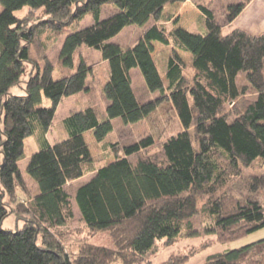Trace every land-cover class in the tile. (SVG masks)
Here are the masks:
<instances>
[{
  "label": "trees",
  "instance_id": "obj_1",
  "mask_svg": "<svg viewBox=\"0 0 264 264\" xmlns=\"http://www.w3.org/2000/svg\"><path fill=\"white\" fill-rule=\"evenodd\" d=\"M190 1L205 20L206 32L192 34L180 27L166 32L153 25L132 46L123 49L109 41L129 26L144 27L158 19L165 5ZM206 0H0V264H139L157 241H175L188 220L198 214V198L213 219L212 234L220 242L240 239L264 227V176L252 179L245 194L229 193V184L241 167L264 162V33L253 36L234 29L223 35ZM251 0L227 7L230 25ZM112 6L108 17L101 11ZM42 11L47 17L27 26L17 12ZM91 16L92 25L68 33L55 68L43 54L44 66L30 56L40 29L58 36L75 21ZM171 46L164 84L153 59L154 45ZM82 46L100 51L108 75L101 92L107 105L98 114L91 105L63 121L66 137L50 144L47 133L63 98L87 92L90 68L76 54ZM177 50L189 53L192 79L184 75ZM26 64L36 72L24 83V95H9L19 85ZM137 69L149 93L159 98L140 103L130 72ZM57 71V68H56ZM244 75L247 87H239ZM255 98L233 117L226 104L249 93ZM164 97L174 109L181 131L167 138L159 152L149 154L151 136L124 146L112 162L92 170L85 135L101 143L113 130L112 121L135 125L151 115ZM50 107H43V100ZM34 138L38 151L31 155L27 177L37 187L21 230H3L8 216L5 198L24 189L18 168L24 142ZM232 172L234 174H232ZM92 173L75 192L74 202L82 227L90 234L107 232L112 248L82 242L76 251L65 248V232L73 222L68 183ZM235 175V176H233ZM22 191V190H21ZM68 233V232H67ZM57 234V235H56ZM174 264V263H171ZM204 264H264V240Z\"/></svg>",
  "mask_w": 264,
  "mask_h": 264
},
{
  "label": "rangeland",
  "instance_id": "obj_2",
  "mask_svg": "<svg viewBox=\"0 0 264 264\" xmlns=\"http://www.w3.org/2000/svg\"><path fill=\"white\" fill-rule=\"evenodd\" d=\"M241 0H206L205 6L212 12L215 21L220 26L221 33L226 35L234 29L243 30L253 36H260L264 33V0H251L244 11L231 23L225 25L224 16L226 9L231 4H236ZM2 7L0 5V12ZM113 10L112 6L105 7L100 14V20L108 17ZM16 15L20 18H26L27 26H35L36 31L38 25L47 17L40 10L31 12L24 8L23 11L17 12ZM177 21L175 27L180 28L197 35H202L206 32L205 20L192 5L190 1L182 3L168 4L163 8L158 19H152L146 26L140 28L129 26L109 43L117 44L123 49L132 47L151 26L156 25L164 28L166 32L173 30L174 21ZM93 19L87 15L80 21L73 22L67 27V32L58 36L57 33L48 29H40L38 38L35 40L34 46L30 47V56L32 59H37L40 69L44 66L43 54L55 68L53 77L57 79L59 72L58 56L62 43L66 35L72 31L89 27L92 25ZM171 46H162L154 44V52L152 54L155 64L162 74L164 84V71L168 58L172 54ZM181 61L184 64V75L189 80L192 79L193 71L190 68L191 59L188 53L177 50ZM81 58L90 68V74L86 81L87 92L75 97L63 98L58 105L55 116L53 118L46 139L53 144L66 137V132L63 127V121L71 113L86 105H91L96 109L98 114H103L107 102L102 96V86L108 75L107 64L102 61L101 53L98 50L82 46L76 54V61ZM57 68V71H56ZM36 72L32 70L30 64H26L25 73L21 76L19 85H14L9 90V95L23 96L24 83L29 79L30 73ZM131 82L134 94L140 103L154 101L159 98V94H151L147 91L144 80L137 69L131 70ZM247 87L248 84L244 80V75L239 78V87ZM255 98L252 91L242 97H239L235 102L226 104L225 113L233 117L236 112L242 111L246 104ZM43 107H50V102L47 99L43 100ZM113 130L107 135L101 143H96L90 134L85 135V140L88 144L89 151L92 157V170H96L113 161L117 152L124 146L132 145L140 139L151 136L154 140V145L148 149L149 154L159 152L160 145L167 138L176 135L181 131V126L177 120L176 113L170 102L162 97L157 109L149 115L145 120L135 125H124L120 119L112 121ZM38 151V146L34 138H27L24 142L23 157L18 162V168L23 174L25 187L18 190L14 198H5L8 216L1 223L3 230L16 232L21 230L25 221L28 220V208L37 194V187L26 175V167L32 154ZM232 174H234L232 172ZM92 176V173L86 174L83 178L68 183L65 186L66 192L71 197L72 207L74 211L73 222L65 232V237L68 238L65 243V248L69 254L76 251L78 244L88 242L89 244L112 248V241L107 232H99L95 235L88 233L80 223L79 212L74 202L76 190L85 184ZM235 176V175H233ZM264 176V162L257 159L248 168L241 167L236 178H232L229 184V193L234 196L245 194L249 191L252 179L255 177ZM260 200L264 205V191L260 195ZM206 198L200 196L198 198V214L188 220L189 227L183 228L180 236L172 242L157 241L151 253L145 257L139 264H204L207 259L216 255H224L231 251L238 250L244 246L264 240V227L252 232L240 239L230 242H220L216 235L212 234L213 219L207 213L205 208ZM57 235V234H56ZM112 264H122L116 262Z\"/></svg>",
  "mask_w": 264,
  "mask_h": 264
},
{
  "label": "crops",
  "instance_id": "obj_3",
  "mask_svg": "<svg viewBox=\"0 0 264 264\" xmlns=\"http://www.w3.org/2000/svg\"><path fill=\"white\" fill-rule=\"evenodd\" d=\"M177 27H179V26H177ZM154 45V44H153ZM189 54V53H188ZM189 56H190V54H189ZM190 59H191V56H190ZM164 75H165V71H164V73H163ZM130 75H131V72H130ZM161 76H162V74H161ZM132 83V82H131ZM51 144V143H50ZM37 195V194H36ZM73 213H74V211H73Z\"/></svg>",
  "mask_w": 264,
  "mask_h": 264
}]
</instances>
